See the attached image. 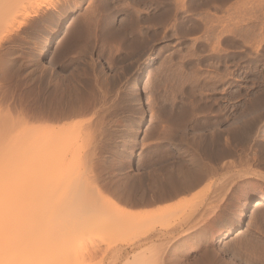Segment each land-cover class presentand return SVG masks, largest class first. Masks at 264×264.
Instances as JSON below:
<instances>
[{
    "label": "rangeland",
    "instance_id": "rangeland-1",
    "mask_svg": "<svg viewBox=\"0 0 264 264\" xmlns=\"http://www.w3.org/2000/svg\"><path fill=\"white\" fill-rule=\"evenodd\" d=\"M22 1L33 2L36 8L38 7L37 14L27 21L24 20L26 16L21 14V11H18L19 15L17 10L8 13L9 8L15 9L17 3ZM22 1H9L8 16L5 14L2 17V27L7 21L14 26L8 25L10 28L13 26V29L9 28L11 31L6 32L7 34L3 32L0 44V106L2 104L5 110L2 106L0 108L5 114H12L22 130L20 137L16 139L21 142L10 143L11 146L15 144L19 148V145L22 147L31 142L28 146L31 145L29 148L32 149L27 148L24 153L27 155L29 153L28 157L32 161L31 153L35 151L34 136L29 132L30 140H26L24 134L27 135V130L32 129L31 132L36 130L35 120L31 117L36 93L51 91L50 93L53 92L59 98L58 101L53 100V104L57 101V104H54L57 106H52V109L56 108L51 112H55L53 117L58 115L57 112L66 113L68 110L66 107L74 108L79 106L80 102L85 104L91 100V104L92 101L95 103L93 106L90 104L92 110L90 107L86 108V111L82 110L83 119L81 116L72 120L71 117L65 119L67 113L65 115L61 113L60 115H64L63 118L62 116L59 118L58 115L56 118L58 120H53L56 123L58 121L63 123L65 119L67 123L64 120L63 124L66 125L72 121H78L77 123H80L79 120L83 121L81 124L83 126L79 125L81 130L78 127L80 133H83L82 136L87 131H93V138L87 133L88 139L85 136V138L81 136V139L82 142L85 139L89 140L92 143L91 145L89 142L92 150L93 147L96 148L95 151L97 150L96 157L93 154L91 160L94 164L88 167L90 166L89 169L96 175H94L96 187L102 186V189L107 187L106 191L111 186L109 191L113 193L110 195L108 190L106 191L107 197L110 195V201L113 202V204L109 202L110 206L120 205V208L126 206L131 210L136 207L137 211L149 210L151 213L153 209L155 213L158 207L165 210L166 207L168 209L166 204H171L170 206L174 205L176 208V212L172 211L173 216L169 215L168 220L179 224L186 217L185 212L198 206L197 209L202 208L203 211V213L197 211V216L202 214L199 216L200 220L193 217L196 213L187 222L192 220L194 225L202 218L201 222L205 228L199 240L203 244L205 241L210 243L211 250L213 248L212 251L217 253L216 264H262L264 205L254 203L251 207L245 208V201L250 197L264 196V0H110L112 4L109 5V9L105 6L108 0H59L53 4L54 6L48 0ZM64 26L67 28L66 33L55 35L47 55H41L43 38L51 31L60 30ZM147 59H151L150 65L143 69L142 63ZM38 84L40 86H37ZM58 85L59 92L63 93L58 92ZM42 88H45V91ZM135 89L139 90L137 95ZM69 94L73 98L81 96L77 99L79 102L76 100L75 103L72 102L73 98L70 99ZM74 94L79 95L76 97ZM67 95L71 103L69 107ZM139 99L143 103V115L138 111ZM63 102H67L66 107ZM13 114L18 115L16 117ZM87 119L89 121H86ZM98 119L104 120L103 123ZM91 121L92 126L89 127L86 122L89 124ZM62 123L59 124L63 125ZM85 123L87 127L84 126ZM31 124L34 129H29ZM56 125L60 126L58 123ZM84 127L92 130L84 131ZM192 142H196L199 148L197 154L200 156L197 155L195 158L202 160L201 163L208 161L206 163L211 167V174L208 176L212 179L207 178L209 182L206 180L208 184L212 183L209 188L206 189L207 182H201L195 191H192V188L191 192L185 191L184 195L180 193L182 196L178 194L177 198L176 195L171 200L167 195L172 193L171 186H167L169 188L162 186L164 191H160L161 186L157 187L158 189L153 187V190L157 189L155 193L148 188L146 179L152 168L157 169L163 164L166 168L171 167L172 171L178 166V160L183 162V158L184 161L188 158L186 161L189 163L192 161L189 159L193 153ZM7 145L3 147L6 151L2 153L3 157H9L11 154V157H6L10 159L14 157L17 148L15 145V148L11 146L8 148ZM87 145L85 148L90 147ZM6 147L14 151H7ZM85 148L82 147L81 154L86 153ZM89 150L92 151L88 148ZM95 151L93 150V153ZM80 152L76 156L85 159ZM24 153L22 156L26 159L22 157V161L20 158L18 163L15 162L12 164L13 167H10L14 170L11 173L16 172L17 176L19 173L23 176L24 172L26 175V170H29L26 165H31V161H27L28 157ZM84 159L87 168L89 162L86 163ZM80 161L79 158L78 161L69 162V165L73 164L76 169L83 168L84 166L79 165ZM179 162L178 164H181ZM75 168L74 172L67 171L68 175L71 174L70 177H77L85 170L80 168L76 171ZM80 170L83 172H79ZM28 172L30 174V171ZM111 182L118 184L115 186L112 184L113 187ZM141 183L147 187L146 192ZM7 190L2 189V193ZM141 192L146 194L142 195ZM162 192L167 196L168 202L158 198L164 196L160 195ZM66 195L67 199L70 195L67 193ZM149 195L156 200L152 199L155 203L151 202L153 205L147 203L149 205H145L146 208L143 203L135 206L129 202L134 198H140L138 196L147 197L148 200ZM160 200L163 202L161 201L159 205ZM210 200L211 202H208ZM204 209L208 210L206 215L209 216V219H204L205 221ZM168 210H171V207ZM213 210L216 215L212 214ZM174 214L180 215L174 218ZM153 216L155 217L150 219L151 225L154 224L152 227L155 229L164 227L165 223L162 222V225L161 220L165 218L162 215H160L162 218L159 217V214ZM187 227H191V224L186 225L184 229ZM228 230L232 231L230 237L223 239V234ZM116 232L115 237L112 235L106 240H101L102 234L94 238L95 235L88 233L90 240L86 239L87 236L84 238L86 240L83 249H77V252L76 248L68 251L66 249L61 254L52 256L53 259H49L45 264H130L128 256L131 254L124 257L119 255L120 251L130 249L129 244L132 241L130 231H126L128 236L126 232L124 234L118 231L120 236ZM92 239L94 242H91ZM124 240H128L129 244L124 245L122 242ZM92 243L95 247H91ZM116 248L119 250L117 253ZM148 261L147 264L158 262L153 260V257Z\"/></svg>",
    "mask_w": 264,
    "mask_h": 264
},
{
    "label": "bare ground",
    "instance_id": "bare-ground-1",
    "mask_svg": "<svg viewBox=\"0 0 264 264\" xmlns=\"http://www.w3.org/2000/svg\"><path fill=\"white\" fill-rule=\"evenodd\" d=\"M9 1L12 2V0H0V44H2L1 40H2L3 32L9 33L11 31L10 29H13L12 27L14 26L13 24H10L11 23L10 21H7V23L5 25H3V27H2V17H4L5 14L7 15V12H8L7 10L10 9L8 13H10V11L17 10L18 15H19L18 11H21V14L23 13L26 16L24 19L26 21L28 19L34 17L38 12V10H37L38 7L36 8V6L33 4V2L32 3H25V1H22V0H21L22 2L17 3L18 5H16V4H15L16 6L14 5L15 6V9L13 8L14 10L12 9V7L8 9L7 6L10 5V3L8 4ZM48 1H50V4L53 5L59 0H48ZM111 4L112 3L110 0H108L107 3H105V6L106 7L108 6L107 9L110 8L109 5H111ZM11 5H13V4H11ZM17 13H16V15H17ZM9 16H10V14H9ZM10 18H12V17L10 16ZM6 19L8 20L9 18H6ZM3 20L5 21V19H3ZM20 22H21V20H20ZM22 22H24V21L22 20ZM8 25H13V26H11V28H10V26H8ZM66 29L67 28H65V26H64L60 30H54V31H51L46 36L44 35L45 37L43 38L42 46H41V50H40L41 55H47V53L49 52L50 47L53 43L55 35L65 34ZM150 60L151 59H147L142 63V65L144 64L143 69H147L149 67ZM49 62H51V61H49ZM37 83H38V81H37ZM50 84L51 83H49V85ZM37 86H40V85L38 84ZM58 88H59V85H58L57 89ZM44 89L45 88H42V90H44ZM59 89H58V92H59ZM138 89H140V88H138ZM135 90L137 91L136 92V95H137L139 90H137V89H135ZM76 91H77V89H76ZM47 92L46 93L45 92L36 93L37 95L35 96L36 98H35V101L33 103V105H34L33 112L31 113V115H32L31 117L34 118L33 120H35L34 124L36 123L35 124L36 130L34 129L35 127L33 126L34 124L32 123L33 125L31 124L29 129L33 128L34 129L32 131L33 133L31 132L32 129L27 130L26 136L28 138L24 134V138L26 140L27 139L30 140V134L34 136L35 151H33L34 153H31V154H33V156L31 155L32 161L29 158L30 157L29 153H28V155L26 153H24L25 149H27V148H29V146H31V145L28 146V143L31 144V142H28L26 144L24 143L25 146H22V147H20V145H19V148H17L18 145L16 146L15 144H12V146H11L10 143L15 142L17 144V142L19 140H16V139H17V137L18 138L20 137L22 130H20V127H19L20 124L18 125L19 122L17 121V119H16V121L18 123L15 122L12 114L9 113L10 114L9 115V114L4 113L5 108L1 104L2 108H4V110H2L0 108V264H42L43 262H44L43 264H45V262L46 261L48 262L49 259H53V258H51L52 256L61 254L66 249L68 251L69 249L71 250L73 248H76L75 250L77 252V249H81L83 247V245H85L86 239L90 240L88 238V236H89L88 233L93 235V236L95 235L94 238H97L96 235L102 234L101 240H106V239H109L110 236H112V235H113L112 237H115L117 235V234H115V231H117L116 233H118V231H122V233L125 234V232L127 230L130 231L129 233L131 235L132 241H130V244H129V242H128L129 238H127L128 240H124L122 242H124V245L129 244L130 249L127 248V249L122 250L123 249L122 248L121 249L122 251H120L119 255L124 257L127 254H131L130 256H128V258L130 260L128 263H130V264H147V262H149L148 261L149 258L152 260V257H153V260L158 261L159 264H216V261H217L216 257L217 256H215V254L217 255V253H215V251L214 252L212 251V250H214L213 248L211 250L210 243H208V241H205L203 244V243H200V240H199V238L202 235V232H204L203 229L205 228L204 227L205 225L203 224V222H201L202 218H201L200 222H198L197 224H194V225H192V223H193L192 220H191V222H187L190 219H192L191 217L194 214H196L198 210L201 211L202 208L197 209L198 206H195V208L192 207L191 209H189L190 211L188 210L189 212H185L187 215L185 214L186 217H184V220L179 224V223H174L171 219L168 220V218H169L168 216L169 215L173 216V213L176 212L175 211L176 208H174V205L170 206L171 204H166L168 206V209L171 207V210H168L167 207L165 210H164V208L159 209V207L158 208L156 207L158 210L156 212V210H155L156 208H155L154 209L155 213L153 212V209H152L153 207L151 208L152 209V213H151V211H149V210H143L141 212L139 210L137 211L136 207H134L136 210L135 209L131 210V209H127L126 206H125V208H120L119 207L120 205L119 206L114 205V207L110 206L111 203L113 204V202L110 201V195L113 193V192L112 193L110 192L111 190L109 191L111 186H109L110 188L107 189L108 193H110L109 198H108L107 197L108 193H106L107 190L105 191V189L107 187L105 189H102V186H100L101 189H99L100 187L98 185H97L98 187H96L95 186L97 184L95 182V180H96L95 176L96 175L93 174L94 172L91 169H89V167L90 166L92 167V165L94 164L93 163L94 161H91V160H93L92 159L93 154H95V157H96V151H97V150L95 151L96 148L93 147V150L95 151L93 153L92 146H91L92 143L89 140H87L88 137L86 136L87 133H88L89 137H91V135H92L93 131H89L91 133H89L87 131L88 129L92 130L91 128H89L92 126V124H91L92 121L89 124H88V122H86L87 125H89L88 129L86 128L87 127L86 123L84 124V126L86 125V127H84L83 129H84V131H87V133L85 132L86 134L84 133L85 135H83V136L81 135L83 133H80V131H79V130H81V127L83 126V125L81 126V124L84 123L83 121H82L83 122L82 123L79 120L80 123H77L78 121L74 120L76 122L72 121V123L69 122L70 124H67V125L63 124V123H65V121L67 123V120H65L66 118L71 117L70 119L72 120V119H74V117H77V116L80 117L81 115L83 116L82 113L84 111H86V108L88 109L90 107L91 100H89L90 103L86 102L85 104L80 102L78 104L79 106H75L73 108V107H69V106H71V103H70V100L68 99V95L66 98L68 100H66V101H69V103H68L69 105H67V102L64 103L65 99L62 96L64 99L63 105L66 104L70 109L67 108L65 105V107H66L65 109H68L67 111L69 113L66 110L65 111L67 114L64 112H61L64 115L66 114V116L63 115L64 118L66 117L64 119L65 121L63 120V123L61 121L57 122L58 125H60L59 123H62L65 126H63V125L57 126L56 121L58 119L56 120V118L58 115L60 116V117L59 116L58 117L61 118L62 115H60L61 113L59 114L57 112L58 107H57V111H56L57 112L56 114H58V115H56V117L55 116L53 117V114L55 112L54 113H51V112H53V109H54V107L52 109V106L54 104H57L56 102L59 100V98H57L53 92H52L53 94L50 93L51 91L49 93H47ZM72 92H73V90H72ZM61 93H63V92H61ZM68 93H69V90L67 89V94ZM5 94H7V93H5ZM70 94H72V93H70ZM65 95H66V93H65ZM74 95L76 96V94H74ZM5 97H2V98H5ZM70 97H72V95H70L69 98ZM80 97L81 96H79L78 98L80 99ZM78 98L74 97L73 99H71V98L70 99L72 102L75 103V100L78 101L77 100ZM140 99H139L140 102H138L140 105V108L138 109V111L140 112V115H143L144 114V113H142V107H143L142 104L143 103ZM33 100H34V98H33ZM53 100H57V101L56 102L54 101L55 103L53 104ZM82 101H83V99H82ZM8 103H10V102H8ZM74 103H72V105ZM93 103H95V102L92 101V104H91L92 106H93ZM14 106H16V105H14ZM54 106H57V105H54ZM29 107H31V106H29ZM9 108H11V107H9ZM60 108H61V106H60ZM60 108H59V112H60ZM62 108H64V107H62ZM71 108H73V109L71 110ZM91 108L92 107H90V110H92ZM55 109H54V111H55ZM70 110H71V112H70ZM82 110H84V111H82ZM62 111H64V109ZM18 112L19 111H17V113ZM6 113H7V111H6ZM20 113L21 112H19V114ZM22 114H23V112H22ZM86 114H88V113H86ZM91 114H93V113H91ZM8 115H9V117H8ZM13 115L15 116L16 114H13ZM17 115H16V117H17ZM85 115H84V117H85ZM22 116H21V118L23 119ZM63 116H62V118H63ZM82 116H81V118L83 119ZM90 118H89V120H90ZM53 119H55L56 121L54 122ZM101 119H103V118H101ZM89 120L87 119L86 121H89ZM91 120H92V118H91ZM98 120H100V119H98ZM25 121H27V120H25ZM103 121H101V122L103 123ZM15 123H17V125ZM26 124H27V122H26ZM96 124H98V122H96ZM79 125L81 127H79ZM24 126H25V123H24ZM78 127L80 128L79 130H78ZM21 128H23V126H21ZM85 128H86V130H85ZM25 131H26V129H25ZM29 132H30V134L28 135ZM34 132H35V134H34ZM33 136H32V138H33ZM81 136L83 138L86 137L87 139H85V141L82 142ZM92 138H93V135H92ZM22 139H23V137H22ZM25 139H23V140H25ZM86 141L88 142L87 143L88 145L85 143ZM20 142H21V140L19 141V143ZM89 142L91 143V145ZM82 143H85V145L84 144L82 145ZM5 144H8L7 145L8 148L10 146L13 148H15V147L17 148L15 155L12 153L14 157L7 159V158L12 156L11 154L9 157L4 155L7 158L3 157L2 152L6 151L4 149ZM193 144H194L192 146L193 150L191 151L189 149V151L193 152L192 156H191L192 158H189V159H192V161H190V163L188 161H186V159H188V158H186L185 161L183 158V162H179V160H178V162L181 164H178V162H177L178 166L177 167L175 166V168L173 167L174 169L172 171H171V167H170V169L168 168L169 166L166 168L163 164H161L162 166L158 167L157 169L152 168L151 170H149L150 172L148 171L149 172L148 178L146 179L147 180L146 182L148 184L147 187L153 190V187L159 188V186H161L160 189H162V190H160V191H164V188H163L164 186H166V187L171 186V189H172L171 192L172 193L167 194V193H169L168 189H167V193H166L167 195H169L168 196L169 200H171L172 197L174 198V196H176V195H177L176 196V198H177L178 194H180V193H182L184 195L183 192H185V191L190 190L189 192H191L192 188H193L192 189V191H193L195 188L198 187V184H200L201 182H207V181L209 182V180L207 178L212 179V177L208 176L209 174H211V172H210L211 167H209L208 163H206L208 161H206L205 163L203 161V163H201L202 160H198V158L197 159L195 158V157H197V155L198 156H200V155H199V153L197 154L199 148H198L196 142H194ZM14 145H15V147H14ZM86 145L90 146L88 148L91 149L92 151L89 150L90 151L89 152L88 148L86 147L87 150L84 151L86 153L81 154L80 151H81L82 147L85 148ZM93 146H94V144H93ZM96 146H98V145H96ZM8 148H7V151H10L11 148L10 149H8ZM197 148H198V150H197ZM31 149H32V147L29 148V150H31ZM222 149H224V148H222ZM127 150L129 151L128 148H127ZM12 151H14V149H12L11 152ZM79 152L82 155V157H85V159L83 158L85 160V162L86 161L89 162V164H87L88 169L86 168V165H85L83 159L81 157H79L81 160L80 161L81 163L76 162V164L80 163L79 165L84 166V167L83 168L79 167L78 169L81 168L82 170L83 169H85V170H84V172L81 170L79 171V172H83L82 174L76 172L77 174H80L77 177H70L71 174L68 175L67 171L71 170V172H72L73 168H75V166L72 164L73 165V167H72L71 164L69 165V162L73 163V161H76V160L78 161L79 158L77 156L79 155L78 154ZM23 153L25 155H27V157L29 156L27 158V161L30 160L31 165H29V166L26 165V167H29V168H27L29 170H26L27 171L26 175L24 172L23 176L21 173H19L17 176V175H15L16 172H15V174L11 173L14 170L10 167H13V165H14L13 163L17 162L20 158L22 161V157L24 156ZM206 155H207V153H206ZM95 157H94V159H96ZM186 157H188V156H186ZM23 159H26V158L23 157ZM99 159H100V157H99ZM164 160H166V159H164ZM164 160H163V162H164ZM21 161H20V164H21ZM17 163H16V165H17ZM25 163H26V161H25ZM83 163H84V165H83ZM95 163H97V161ZM27 164H28V162H27ZM10 165H12V166H10ZM88 165H90V166L88 167ZM96 165H98V164H96ZM26 167H25V169H26ZM111 168H113V167H111ZM9 169H11L12 171ZM25 169H24V171H25ZM78 169H76V171ZM153 169H155V170H153ZM28 171H30V174ZM103 172H104V170H103ZM216 173H217V171H216ZM104 174H105V172H104ZM66 175H68V177ZM72 175L74 176V174H72ZM98 178H99V176L97 177V180H98ZM106 179L107 178H105V180ZM114 181L115 180H113L112 182H114ZM112 182H111V185L113 184L115 186L116 184H118L117 182L115 184ZM208 182H207V184H208ZM222 183H223V181H222ZM210 184H212V183L210 182ZM210 184H208V186H206V189H207V187L209 188ZM102 185H104V184H102ZM109 185H110V182H109ZM141 185H142V183H141ZM142 186H140V187L142 188ZM103 187H105V186H103ZM124 187H126V186H124ZM144 187L145 186H143V188ZM147 187L144 188L145 192L147 190L146 189ZM115 188L117 189L118 187L116 186ZM115 188L113 189L114 192H116ZM133 188H135V186ZM167 188H169V187H167ZM2 189H6V190L9 189V190H7L5 192L3 191V193H2ZM157 189H154L153 192L155 193V190H157ZM100 190H104V191H100ZM119 190H122V189H119ZM135 190L136 189L133 190V193ZM138 190H139V188H138ZM160 191H158V192H160ZM153 192H151V193H153ZM158 192H156V194ZM189 192H187V193H189ZM66 193L68 195H70V196H68L67 199H66V197H67ZM133 193H132V195H133ZM147 193H148V191H147ZM145 194L142 193V195H145ZM153 194H152V196H153ZM161 194H163V192L160 193V195ZM163 195L164 196H160V197L157 196V197L162 199V200L163 199L167 200V198H166L167 196L165 194H163ZM129 196H130V194H129ZM147 196H148V194H147ZM138 197H140V198H134L135 199V200L133 199L134 201L129 200V202L131 201L130 203L134 204L135 206L141 205L143 203L144 207H145V205H147V203H150L151 205H153L155 203V202L154 203L152 202L153 198L150 195H149V198H151L150 201H149V198H148V200L146 199L147 197L146 198L141 197V196H138ZM154 197H156V196H154ZM64 198H65V200H64ZM127 198H128V196H127ZM130 198H132V196L129 197V199ZM212 198L213 197H211V199ZM154 199L156 200V198H154ZM162 200L158 201L159 205H160V202ZM246 200L247 201H245L246 202L245 208L251 207L254 203L264 205V196L250 197ZM109 202H110V204H109ZM167 202H168V200H167ZM185 202L187 203V200ZM208 202H211V200ZM182 204H183V202H182ZM193 204L195 205V203H193ZM134 205H131V206H134ZM186 206L187 205H185V207ZM180 207H181V205H180ZM177 208H179V207H177ZM183 209L185 210V208H183ZM204 210L206 211L207 209H204ZM208 210H209V208H208ZM172 211H174V212H172ZM207 211L205 212V215H206V213H208ZM215 211H216V209H215ZM201 213H203V211H201ZM201 213L199 214V216H202ZM213 213L215 214L214 210L212 211V214ZM216 213H217V211H216ZM152 214L153 215L159 214V217H161L160 215H162V217L165 218L166 222H165V220L159 219V220H161V223L162 222L165 223L164 227L157 228V229L152 227V225H154V224L152 223V225H151L150 219L155 217ZM181 214H183V213H181ZM179 215L174 214V218H175V216L177 217ZM197 215H198V213L193 217L194 218L198 217V218H196V220H198V219L200 220V217ZM207 215L205 217L203 216L204 217L203 221H205L204 220L205 218L209 219L208 218L209 216H207ZM218 215H220V214H218ZM183 216H184V214H183ZM210 216H211V214H210ZM194 221H195V219H194ZM196 222L197 221H195L194 223H196ZM214 222H215V220H214ZM161 223H160V225H161ZM163 223H162V225H163ZM210 223L211 222H209V224ZM177 224H179V225H177ZM189 224H191V227H189V228L187 227L186 229H184V227L186 225L189 226ZM178 226H179V228H177ZM206 226H208V225H206ZM237 229H238V227L236 228V230ZM106 230H108V231H106ZM84 233H85V236H83ZM207 233H203V234H207ZM212 233L213 232H211V234ZM231 233H232L231 230H228V232L226 231V233H224L222 236L223 239L230 237ZM233 233H235V232H233ZM118 234L120 236V233H118ZM86 236H87V238L84 239ZM124 236L126 237V235H124ZM127 236H128V233H127ZM205 237L207 238L208 236H205ZM91 238H93V237L91 236ZM116 238H115V240H117ZM210 238H211V236H210ZM183 240H184V243L182 244ZM97 241H99V240L97 239ZM91 242H94L93 239L91 240ZM108 242H106V243L108 244ZM261 242L263 244V241H261ZM98 243H100V241ZM241 243L243 244V241ZM92 245H93V243H92ZM96 245H99V244H96ZM87 246L89 247L88 244H87ZM91 247H95V245H93ZM96 247H98V246H96ZM262 247H264V245ZM108 248H110V244H109ZM117 248L115 249V252L119 251V250H117ZM113 250H114V248H113ZM227 250H229V249H227ZM260 251H261V249H260ZM263 251H264V249H263ZM261 253H262V251H261ZM117 258H119V256ZM117 258H115V259H117ZM260 261L263 262L262 260H260ZM158 262H156V263L158 264ZM218 264H220V263H218Z\"/></svg>",
    "mask_w": 264,
    "mask_h": 264
}]
</instances>
